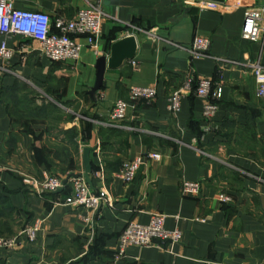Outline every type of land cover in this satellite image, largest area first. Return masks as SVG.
<instances>
[{
    "label": "crops",
    "instance_id": "1",
    "mask_svg": "<svg viewBox=\"0 0 264 264\" xmlns=\"http://www.w3.org/2000/svg\"><path fill=\"white\" fill-rule=\"evenodd\" d=\"M207 1L217 8L182 0H11L15 9L53 22L72 20L90 5L101 6L105 18L100 56L86 37L73 36L83 46L77 62L51 61L36 42L0 35L14 52L9 63L0 60V196L13 209L0 222L21 229L14 245L0 250L1 264H264V99L253 74L264 67V35L242 38L247 10L262 11L264 26V0ZM130 35L136 57L106 72L90 108L97 60ZM197 38L210 43L205 56L193 53ZM199 79L223 87L209 133L206 101L190 95L177 114L169 110L170 96L190 80L194 89ZM136 87L156 89L157 99L129 104L125 118L112 122L115 105L130 103ZM86 147L94 149L90 188L102 198L98 210L74 205L69 181L60 193L24 185V176L84 175ZM136 159L142 166L126 184L123 164ZM186 183L199 192L186 194ZM156 214L181 241L130 247L121 256L123 231L130 223L148 225ZM35 225L31 243L27 230Z\"/></svg>",
    "mask_w": 264,
    "mask_h": 264
},
{
    "label": "built area",
    "instance_id": "2",
    "mask_svg": "<svg viewBox=\"0 0 264 264\" xmlns=\"http://www.w3.org/2000/svg\"><path fill=\"white\" fill-rule=\"evenodd\" d=\"M186 5L198 6L204 9H215L217 5L207 0H182ZM105 14L101 6L90 5L88 9L80 11L72 20L57 19L52 21L51 17L44 13L17 10L11 0H0V35L4 37L18 35L26 40H31L39 45L40 53L54 62L79 61L83 46L73 38L86 37L87 47L96 55L100 56L99 42L102 35V25ZM56 32L52 31V28ZM264 35L263 13L258 9H249L245 13L242 28V38L247 41H260ZM210 43L204 38H197L194 42L193 53L195 56H205L209 51ZM14 52L8 49L7 42L0 43V60L9 63ZM232 64V63H229ZM256 81V95L264 99V67H253ZM157 91L154 88H133L130 92L129 102L119 101L110 115V120L121 121L125 118L126 109L129 104L139 102L153 103L157 99ZM194 95L196 98L206 101L203 117L209 123L203 128L204 133L214 129L212 120L217 113L216 102L223 97V87L217 85L213 88L212 81L199 79L193 89V80H190L183 89L175 91L169 98V110L177 114L181 109V102L186 96ZM213 101V102H211ZM154 160H160V155L150 154ZM142 166V160L136 159L123 164L120 178L126 183H132ZM23 183L29 188L36 190L39 194L55 193L64 187L68 180L72 184L74 198L73 204L96 211L102 204V198L95 196L83 175L77 177L62 178L54 175H45L44 179L24 176ZM186 194H197L198 184L186 183L184 185ZM221 200L227 202L229 198L221 196ZM166 217L156 214L151 217L148 225L130 223L120 236V255L123 256L130 247L138 248H161L167 242L176 244L181 241L182 235L179 231L169 232L165 229ZM39 225L27 230V236L31 243L36 240ZM15 239L5 241L0 239V249L12 247Z\"/></svg>",
    "mask_w": 264,
    "mask_h": 264
},
{
    "label": "water",
    "instance_id": "3",
    "mask_svg": "<svg viewBox=\"0 0 264 264\" xmlns=\"http://www.w3.org/2000/svg\"><path fill=\"white\" fill-rule=\"evenodd\" d=\"M138 50V43L135 36L130 35L115 42L111 47V52L109 57H101L96 63V81L94 87L89 92V97L91 100L90 108H93L98 102V93L102 90L104 86V78L106 72L114 71L120 69L126 62L133 61L136 57ZM94 151L93 148L86 147L83 150V166H84V178L88 185L92 188V162L91 153ZM73 177H77L74 175ZM68 180L64 182L67 184ZM61 190L57 191L60 193Z\"/></svg>",
    "mask_w": 264,
    "mask_h": 264
},
{
    "label": "rangeland",
    "instance_id": "4",
    "mask_svg": "<svg viewBox=\"0 0 264 264\" xmlns=\"http://www.w3.org/2000/svg\"><path fill=\"white\" fill-rule=\"evenodd\" d=\"M10 226H12V225L9 222H3L2 223V225L0 227V239H4L5 241H9V242H11V240H14V235L16 234V231L19 230V225L14 229L15 232L11 231ZM20 228H21V226H20ZM7 248H10V247H7ZM2 249H5V248H2Z\"/></svg>",
    "mask_w": 264,
    "mask_h": 264
},
{
    "label": "trees",
    "instance_id": "5",
    "mask_svg": "<svg viewBox=\"0 0 264 264\" xmlns=\"http://www.w3.org/2000/svg\"><path fill=\"white\" fill-rule=\"evenodd\" d=\"M13 209H11L8 205L6 200L0 196V219H6V221L9 220V217L12 216V211ZM2 225V222H0V227Z\"/></svg>",
    "mask_w": 264,
    "mask_h": 264
}]
</instances>
